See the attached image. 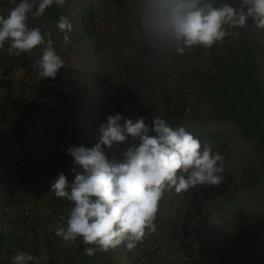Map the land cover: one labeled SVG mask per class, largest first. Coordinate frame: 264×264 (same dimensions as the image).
Returning <instances> with one entry per match:
<instances>
[{"label": "crops", "instance_id": "0c3cea01", "mask_svg": "<svg viewBox=\"0 0 264 264\" xmlns=\"http://www.w3.org/2000/svg\"><path fill=\"white\" fill-rule=\"evenodd\" d=\"M17 2V0H0V4H9L11 9ZM80 3L82 2L72 4L66 17L73 24L72 32L69 33L70 42H72L74 34L81 40H75L68 43L65 48L57 49L66 65L58 71L57 80L50 78L38 80L36 70H29L27 65H21L25 54L17 57L10 56L6 51L10 46L7 43L4 49H0V90H9L5 95L0 93V108L5 113V117L13 122L15 129L19 128V131L25 135L24 145L32 149L31 153L37 147L41 148L40 159H50L59 152L66 153V150L71 146L66 144L61 137L57 135L52 137L48 133L47 109L49 103L45 97H49L52 93L51 87L54 86L61 90L68 102L72 103L78 98L80 99L85 90L89 92L92 89L86 83L75 82L72 84L70 81L68 84H64L63 80V76L69 75V69H81L76 62L79 58L93 57L94 55L92 49L94 39L86 36L82 30L79 16L81 15L80 10H82V7H79ZM93 5L95 6L96 33L100 36L101 45L106 44L108 49L104 51L105 55L109 56L107 62L111 63L112 59L117 58V63H121L127 68L128 79L125 83L121 82L122 86H125L123 89L126 90L128 101L124 106H113L114 114L120 113L124 117L132 119L143 116L149 125L153 116H160L168 122L172 117L166 114L161 100L166 96L170 99V109L181 114L180 123L186 128V131L199 130L217 133L216 138L205 141V143L211 146L214 152L218 151L225 157L224 180L219 186L212 188V192L219 191V193L201 202V214L185 224L186 230L189 232L188 235L182 232L186 221L184 218L186 210L189 208L192 191H200L202 187L190 189L187 193L179 195L174 192L165 193L160 202L155 224L163 235L168 252L163 258H157L153 253H150L144 264H215V257L218 256L224 258V264H264L262 258L264 257V229L259 223H256L247 227L246 236L240 238L237 228L238 221L231 216L233 213L231 206L234 203L231 201H235V199L240 201L241 195L247 191L257 189L264 191V153L255 149V131H259L262 135L260 136L264 139V66H257L256 63L254 65L253 62V59L262 56L255 53L257 51L255 46L258 43L261 50H264L262 44L264 36L250 45L244 41L243 45L246 50L240 44V41L246 39V36H242L241 39L230 38L231 48L227 52L219 54L220 62L222 61L223 65L212 76H206L199 71L195 56L174 61L172 48L166 52L160 51V65L157 71H152L147 64V55L150 53L152 45L134 30L138 27L135 21V0H93ZM54 8V6L50 7L42 17L35 20L30 17L29 26L41 27L43 30L47 25L52 37L58 42H62L63 34L55 27L58 19L56 20L57 10ZM70 15L73 19L70 18ZM251 24H254L253 21ZM76 27L78 28L75 30ZM247 39L252 41L250 37ZM84 42L91 46L90 50L82 48ZM76 50L77 55L75 54ZM39 53V47L33 50L34 62L38 60ZM252 54H256V58ZM216 56L218 57V55ZM68 57H70V61ZM102 60L103 57L98 65L90 68L95 70L94 72L98 71L102 66ZM226 62H229L228 66H224ZM21 69L23 70L21 71ZM3 72L7 74L4 75ZM84 73L86 77H89L87 70ZM166 75L171 78V84L168 87H165L163 83V76ZM96 83H98V79H96ZM14 86L34 87L36 93L34 95H16L11 91ZM118 86L120 87L119 84ZM100 90L101 87L96 94L98 98L95 101L96 108ZM84 100L83 102L89 103V100ZM187 105H189V109L185 110ZM92 107L86 120L89 119L93 111ZM88 110H90L89 104ZM82 111H72L66 105L62 119L67 125L74 126L77 131L76 126H79V121L83 119ZM17 118L23 122L20 127L14 120ZM248 125L252 138L245 141L244 133L246 130L248 131L246 129ZM77 133L83 144L90 141L83 131ZM131 143L129 141L126 147ZM66 159L68 163L62 169L38 170L28 174L29 183L18 178L15 172L16 165H10L11 176L8 179V186L11 187V190L8 196L13 198V206L7 209L4 217H0V264H12L11 249L6 256L5 249L2 247L3 225L7 227L8 238L14 252L34 245L35 242H41L40 255L43 256L46 264H83L76 254L78 246L82 242L78 240L68 247H63L62 241L55 236L59 217L67 214L71 203L55 196L49 200L51 204L49 202L38 204L28 198V191L31 188L45 193L60 173H63L71 182L73 178L72 157L66 154ZM245 166L253 172L254 180L250 182L249 186L237 184V176ZM26 184L29 185L28 189ZM6 198L10 197H7L6 193H0V203L6 201ZM163 204L167 206V209L170 204H173V209H165L167 212L165 214L161 211ZM22 207L29 209L28 222L19 217L18 210ZM246 216L251 221L254 220L252 214L246 213ZM21 220L25 224L21 223ZM201 224L204 226V237L207 239L208 245L204 252L200 249L195 231ZM179 240L185 242L190 250L188 262L176 261L174 257L175 242ZM122 246L123 244L118 246L119 251L116 254L113 253L115 249L106 252L107 259L102 260L99 264H136L133 252L135 246L131 249L132 253L126 255L122 253ZM210 247L215 250V256L211 259L206 255Z\"/></svg>", "mask_w": 264, "mask_h": 264}, {"label": "clouds", "instance_id": "9594fccd", "mask_svg": "<svg viewBox=\"0 0 264 264\" xmlns=\"http://www.w3.org/2000/svg\"><path fill=\"white\" fill-rule=\"evenodd\" d=\"M17 1L12 9L4 4L10 11L6 16L0 14V49L7 43V53L17 57L31 55L39 47V58L32 67L38 80H54L66 67L57 49L70 42L73 24L68 17H59L55 27L63 40L58 42L47 25L43 30L30 27L29 18L42 17L53 4L60 6L65 0ZM134 11L136 32L154 49L174 48L179 55L196 47L211 49L227 36L237 39L239 33H230L228 28H244L249 19L256 26L253 29H264V0H240L238 8L227 3L215 6L213 0H135ZM98 131L99 142L93 147L66 150L73 162L71 182L60 173L50 185L55 197L72 205L59 217L55 229L63 247L80 240L89 257L122 244L131 250L157 232L155 221L166 192L179 195L197 187H216L224 180L225 157L208 144L202 145L184 126L173 127L160 116H153L149 125L143 116L132 119L110 114ZM129 141L131 145L119 158L109 157L106 149ZM190 202L186 212H192ZM42 258L19 251L12 264H40Z\"/></svg>", "mask_w": 264, "mask_h": 264}, {"label": "built area", "instance_id": "2783aa9c", "mask_svg": "<svg viewBox=\"0 0 264 264\" xmlns=\"http://www.w3.org/2000/svg\"><path fill=\"white\" fill-rule=\"evenodd\" d=\"M9 8L4 5L0 4V14L7 15L9 12ZM199 47L194 48L191 51L185 52L184 55H179L175 53L174 48V61L181 60L182 58H188L190 56H194L197 52ZM159 53L157 49H154L152 47L150 53L147 55V64L149 65L150 69L152 71L158 70V64H159ZM33 52L31 55H25L23 59L26 61V65L29 70H35L32 65L35 63L34 59L32 58ZM197 58V67L201 73H203L206 76H212L215 75L217 72L216 67L212 64L207 62L203 58ZM103 65V72L104 76H106L105 81L99 83V89L100 90V97L99 102L97 105V112L95 114L94 122L97 123L98 127L102 122L106 121V117L110 114H114L113 106H124L126 102L128 101V97L123 92V90L118 87L117 81L120 75V70L117 69V67L107 62V60H104ZM59 75L57 74L56 78L54 80H57ZM72 75L69 73L68 76H63L64 84H68L70 81H72ZM163 83L165 87H168L171 84V78L169 76H163ZM11 91L16 95H34L36 93V89L34 87L29 86H22V87H12ZM9 92L5 89L3 91L0 90V93L5 95ZM50 104L55 109L51 112V114L48 115V133L49 135L58 136L61 137L66 144H69L71 146H79L83 145L87 148L93 147L96 143L99 142V131H98V138L97 141L92 142L88 141L86 143H82L80 141L79 135L77 131L75 130L74 126L67 125L65 120H62L60 117V113L63 111L64 108V100L61 99L58 102L57 97L52 92L50 95ZM70 109L72 111L78 110L76 104L72 103L70 104ZM189 109V105L186 106L185 110ZM3 110L0 108V193H3L6 185L8 183V179L11 176V169L10 165L14 164L16 165V175L18 178L25 180L27 183L30 182L29 177H27L28 174H31L34 171L38 170H51V169H62L64 165L68 163V160L66 159V153L65 152H59L56 153V155L50 159H40V152L41 148L37 147L34 152H32L29 156L23 153V148L25 147V135L24 134H16L15 127L13 125V122L6 117H2ZM99 129V128H98ZM126 145H120L118 148L114 147L113 149H106V152L108 153L109 150L114 151L116 153L117 158L121 155L123 150L125 149ZM112 157V156H109ZM26 169L28 170V174H26ZM25 170V171H24ZM254 180L253 172L250 171V169L245 166L240 173L237 176V184L238 185H250V182ZM27 185V184H26ZM31 188V187H30ZM28 189V187H27ZM54 193L50 191V187L46 189V192L43 193L40 190H36L34 188H31V190L28 191V198L30 201H34L38 204L49 202L52 197H54ZM240 198V197H239ZM241 205L243 207V210L245 214H252L254 216V220H252V225L259 223L260 226L264 229V191L263 190H254V191H247L243 195H241L240 198ZM51 204V202H49ZM13 206V198H6V201L0 203V217H4L5 213L7 212L8 208H11ZM253 210H255L253 212ZM19 211V217L24 220L25 222H28V209L26 207H22ZM1 242L3 248L6 250V256L8 255V251L10 250L12 257L19 252V251H27L30 254L41 256L40 252L42 249L41 242H35L34 245H31L30 247L22 248L21 250H18L14 252L10 245V240L8 238V231L7 227L3 225L2 227V234H1ZM168 252V247L164 241L162 233L158 230L154 235L147 236L143 242L137 243L135 245V260L136 264H144L148 260V256L150 253H153L157 258H163ZM207 257L213 258L215 256V250L213 247H210L207 250ZM174 257L176 258V261H182V262H188L189 261V254L188 249L182 240H179L175 242V254ZM224 258H221V256L218 257V263L224 264ZM217 263V264H218ZM40 264H46L44 262L43 258L40 261ZM173 264V263H171ZM216 264V263H215Z\"/></svg>", "mask_w": 264, "mask_h": 264}, {"label": "trees", "instance_id": "16d2710c", "mask_svg": "<svg viewBox=\"0 0 264 264\" xmlns=\"http://www.w3.org/2000/svg\"><path fill=\"white\" fill-rule=\"evenodd\" d=\"M80 1L83 2V0H77V3H79ZM75 2H76V0H70L68 2V6H69L68 11H69L70 5L75 4ZM213 2L215 4V6H222L225 3L230 4L231 6L237 7V8L240 6V0H213ZM54 9L57 10V12L55 13L56 14V20H57V19H59L60 16H63V14L59 13L57 8H54ZM48 13H49V10H48ZM79 16H80V21L82 24V30L86 33V36L95 37L98 40L99 44L95 46V52L98 53V52L102 51L99 47V45L101 43V39H100V36L96 33L95 6L93 5V0H85L84 1L83 7L81 10V15H79ZM251 22H252V20L249 19L246 27H244V28H228V31L230 33L231 32H238L239 33V37H238L239 39H241L242 36H246V39L240 41V44L244 49H245V47L243 45L244 41H246L247 44L250 45V44L255 43L258 40V37H253L254 31H256V32L261 31V33H260L261 37L264 36V33H262V32H264V29H259L260 31L258 30V28L253 29L256 26H255V24H251ZM248 35L251 37L252 41L247 39ZM230 38L232 39V36H227L222 44H215L210 49V51H209V49H203V48L199 47L200 49H198L197 52L193 55L198 56V58H200V57L203 58L204 56H206L204 59L207 62L212 63L219 70V68L223 65V62L222 61L220 62L219 54L222 52H225V51L227 52L228 49L231 48L230 43H229ZM259 39H261V38H259ZM255 47L257 48V51L255 53L256 54L258 53V55H260V56L262 55V56L257 58V59H253L254 65L256 63L257 66L262 67V66H264V53H263L264 50H261L262 48L258 43L256 44ZM239 48L241 50H243L241 47H239ZM256 54H252L254 58H256ZM216 55H218V57ZM234 61H236V60H234ZM102 62H103V60H102ZM21 63H22L21 65H26L25 60H22ZM228 65H229V62L224 63V66H228ZM4 74H6V73H4ZM105 78H106V76H104V73H103L102 77H100V75L98 73H96V79L99 80V83L102 84V82L105 81ZM51 91L57 97L58 102L61 99L64 100V103L66 102L64 104V108L66 105L70 107V104H72V102H68L67 98L65 97V95L63 94V92L61 90H58L56 87L53 86V87H51ZM45 98L48 100L47 101L45 99L47 101V103H49V108L47 109L48 115H49L55 109L50 104V97L46 96ZM74 103H75V101H73V104ZM162 104H163L164 110L166 111V114L172 117V119L170 121H168V123L171 124L173 127L181 126V123H180L181 122L180 121V115L181 114L179 112H174L175 111L174 109L173 110L170 109V99L166 96L163 97ZM64 108H63V111L60 113V117H62V115H63ZM3 116L5 117L4 112H3L2 117ZM14 120H15L18 127H20L21 124H23V122L20 121L18 118L14 119ZM246 129H248V131L246 130L244 133L245 134V138H244L245 141L250 140L252 138L250 136V134H251L250 126L249 125L246 126ZM15 131L17 134H21V132L19 131V128H16ZM190 133H192L196 138H198L201 141V144L205 143V141H208V140H211V139L217 137V133H213V132L207 133L205 131L193 130V131H190ZM23 149H24L23 150L24 154H26L28 156L31 154V152H30L32 150L31 148L25 146ZM108 155L112 156V157L117 156L116 153L114 151H111V150H109ZM27 172H28V170L26 169V174H28ZM27 187L29 188V185H27ZM212 188H213V186H203L202 190H200V191L197 190V191L192 192V197H191V202H190V204L193 205L192 206V212H186V214H185L184 218L186 221H185L184 227L182 229L183 234L188 235V233H189L186 230L185 224L189 223L191 221V219L196 218L197 216H199L201 214V202L203 200L210 199L214 194L219 193V191L212 192ZM10 190H11V187L8 186V183H7L6 188H5L3 193H6L7 197H11V196H8L10 194L9 193ZM184 193H187V192H184ZM200 194H202V196H200ZM195 201H196V203H195ZM231 202H234L231 206V209L233 211L231 216L235 217L236 221H238L237 222L238 236L240 238H243L244 236H246L247 227H250L252 225H249L248 221L246 220V214L243 210L241 202L237 199H235V201H231ZM71 206L72 205L70 204L69 209ZM195 231H196V238L198 240V244L200 246V249L205 251L207 249L208 245H207V239L204 237L205 229H204L203 224L199 225ZM92 247H94V246H92ZM187 249H188V252L190 253V250L188 247H187ZM131 251L132 250L127 249L126 245L123 244V246H122V253L123 254H125V255L130 254V253H132ZM4 252L6 253V250ZM76 254H77V257H80V259L83 261V264H99L102 260L107 259V255L104 252H97L95 255H93L91 257L85 255L84 254V245L82 243H80V245L78 246Z\"/></svg>", "mask_w": 264, "mask_h": 264}, {"label": "rangeland", "instance_id": "374dc122", "mask_svg": "<svg viewBox=\"0 0 264 264\" xmlns=\"http://www.w3.org/2000/svg\"><path fill=\"white\" fill-rule=\"evenodd\" d=\"M69 1L70 0H65V3L63 5L58 6V5L53 4V6L58 9L59 13L63 14V16H66V13L68 12V7H69L68 6V2ZM84 1L85 0H83V2L79 4L80 8L83 7ZM76 2H77V0H76ZM67 16H68V14H67ZM74 16H76V15H74ZM71 17L72 16L70 15V18ZM72 19H73V17H72ZM77 28L78 27H76L75 30ZM259 35H260V32H255V37H258V39L261 37V35L260 36ZM93 39H94V45L92 47L93 53H94L93 57H82V58H79L76 62L81 67V69L80 68L79 69L78 68L69 69V73L73 77L72 81H71L72 84L75 83V82H81V83H86V84H88V85H90L92 87V89L89 92L85 90L84 93L81 95L80 99L78 98L77 100H75L78 111L80 112V110H83L82 111L83 119L79 121V126L77 125L76 129H77V132L83 131V133L86 135L87 139L95 141L98 138V128H99L97 123L94 122L95 114L97 112L95 101L98 99L96 94L99 91V84L96 83V73L98 72L100 77L103 76V73H104L103 72V65H104V63H102L103 65L100 66V69L98 71H96V72H94L95 70H93L92 68L100 63L101 57H103V61L104 60L108 61L109 60V56L105 55L106 52H104L105 50L106 51L108 50L107 47H106V44L101 45V43H100L99 47H100V49L102 51H100L98 53L95 52V46L98 45L99 43H98V40L95 37H93ZM75 40H81V38H79L76 34H74V38L72 39V42L75 41ZM83 41H84V39H83ZM72 42H69V44L72 43ZM263 45H264V43H263ZM82 48L84 50H90L91 46L87 45V43L84 42V45L82 46ZM76 52H77V50L75 51V54H76ZM115 59L114 60L112 59V61L114 63L113 62H111V63L114 64L117 67L118 70H120V75H119L117 84L120 85L121 89L125 93L126 90L123 89L125 86H122V82L121 81H123L125 83L127 81V79H128L127 68L123 64L117 63L118 60H117V58H115ZM118 59L120 60V58H118ZM22 60H24V59L22 58ZM68 60L70 61V57H68ZM159 65H160V58H159L158 67H159ZM230 65L232 66L234 64H230ZM90 67H92V68H90ZM86 70L89 72L88 73L89 77H86V74L84 73V72H86ZM6 74H4V75H6ZM84 99L87 100V101L89 100V103L83 102ZM161 100H163V97L161 98ZM88 104H89V109L90 110H88ZM92 105H93V107H92ZM91 107L93 108V111H92L89 119L86 120L88 113L91 112ZM255 134H256V136H255V149L257 151L261 152V153H264V141L262 142V140H264V139H263V137H261L262 135L259 133V131H255ZM161 208H162L161 211L166 214L167 212H165V209L166 210L173 209V204H170L168 206V209H167V206H165L164 204H163V206ZM28 215H29V209H28ZM28 218H29V216H28ZM246 218H247V221H248L249 225H252L251 220L247 216H246ZM20 222L24 223L22 220ZM27 225L29 226V224H27ZM118 249H119V247L115 248V251L114 252L112 251V252L114 254H116L119 251ZM133 250H135V249H133ZM104 253H106V252H104ZM113 253H112V256H114ZM218 257H215V261L214 262L216 264L218 263L217 262L218 261ZM221 258H223V257L221 256ZM262 258H263V261H264V257H262ZM218 264H222V263H218Z\"/></svg>", "mask_w": 264, "mask_h": 264}]
</instances>
